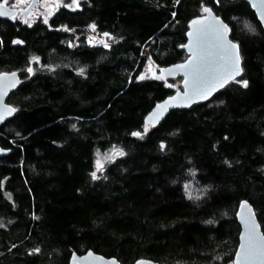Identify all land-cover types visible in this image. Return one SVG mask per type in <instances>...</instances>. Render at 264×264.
Segmentation results:
<instances>
[{"label":"trees","instance_id":"obj_1","mask_svg":"<svg viewBox=\"0 0 264 264\" xmlns=\"http://www.w3.org/2000/svg\"><path fill=\"white\" fill-rule=\"evenodd\" d=\"M207 5L239 43L243 75L147 125L181 86L146 66L184 61ZM92 27L104 41L88 42ZM11 70L23 82L0 126V264H69L89 249L122 264H234L243 200L264 231V29L247 1L82 0L33 25L0 19V72ZM113 147L123 155L96 167Z\"/></svg>","mask_w":264,"mask_h":264},{"label":"water","instance_id":"obj_2","mask_svg":"<svg viewBox=\"0 0 264 264\" xmlns=\"http://www.w3.org/2000/svg\"><path fill=\"white\" fill-rule=\"evenodd\" d=\"M264 29V0H245ZM39 0H31L25 8H12L3 2H0V19L14 20V17L21 14L23 17L22 25L28 23V18L38 5ZM207 9L208 11H205ZM187 41L183 49L188 54L184 61L162 67L158 72H154L157 80L165 81L168 79L181 78V88L173 94L167 96L164 100L155 104L152 110L145 118L147 125H157L167 115L175 109L190 108L194 104L209 101L217 92L225 88L229 83L237 80L243 75V59L240 45L230 36L229 24L218 15L214 9L207 5L203 8V14L192 18L188 23ZM226 28L225 40L221 42L217 35V29ZM191 34V35H190ZM19 40L16 38L13 45H17ZM227 44L235 45L238 49L239 74L227 79L222 86H217L206 97H202L197 91L198 88H205L216 83L218 79L223 78L224 69L231 63V54L227 51ZM189 61H193L189 65ZM182 65H189L187 68ZM193 66L200 69L198 73L193 72ZM23 82L20 70L0 72V126L8 119L12 118L17 109L7 102L10 93L16 90ZM163 106V107H161ZM9 152L0 146V157L6 156ZM247 207H244V206ZM237 220L241 226L239 235V246L235 254L236 264H264V256H258L249 259H239L243 255L241 245L246 243L249 232L255 231L256 240L259 245L264 247V231L258 218L254 206L248 201H241L236 213ZM69 264H122L115 257H106L92 249L79 254L74 252L70 258ZM133 264H165L153 261L147 258H140Z\"/></svg>","mask_w":264,"mask_h":264},{"label":"rangeland","instance_id":"obj_3","mask_svg":"<svg viewBox=\"0 0 264 264\" xmlns=\"http://www.w3.org/2000/svg\"><path fill=\"white\" fill-rule=\"evenodd\" d=\"M31 0H3L2 2L6 5L12 7V8H25ZM81 1L82 0H39L38 10L34 11L29 19L28 24L33 25L38 20L43 19L44 14L45 17H51L54 15L60 8L66 7L72 10L79 9L81 7ZM19 19H22V16L20 15ZM91 32L93 33L90 38H88V42L91 45H96L101 41L105 40V36L98 37V32L96 31L95 27L91 28ZM41 61L37 57H32L30 64L24 69L23 71H26L28 74L32 75L37 68H39ZM152 65L149 63L146 66V75L152 76ZM167 86L171 88H178L181 86V79H169L166 80ZM123 155L122 150H120L118 147H113L105 152H98L97 158H96V167L101 168L107 161H113L114 159L120 157ZM189 193L194 195V191L192 186L189 187ZM235 264V263H234Z\"/></svg>","mask_w":264,"mask_h":264},{"label":"snow or ice","instance_id":"obj_4","mask_svg":"<svg viewBox=\"0 0 264 264\" xmlns=\"http://www.w3.org/2000/svg\"><path fill=\"white\" fill-rule=\"evenodd\" d=\"M205 11H208L205 9ZM3 14V13H0ZM226 28L220 27L217 29V35L221 42L226 44L225 40ZM191 35V34H190ZM227 51L231 54V63L225 67L223 78L218 79L216 83H212L211 86L205 88H198L197 91L202 97H206L212 90H214L217 86H222L227 79L234 77L239 74V57H238V49L237 46L227 44ZM193 61H189V65H192ZM189 65H182L181 67L187 68ZM200 69L196 66H193V72L198 73ZM245 86H247V82H245ZM163 107V106H161ZM136 135H139L137 133ZM244 207H247L246 205ZM241 251L243 255L239 257V259H249L255 258L258 256H264V247L258 244L255 236L254 226L253 229L249 232V235L246 238V243L241 245Z\"/></svg>","mask_w":264,"mask_h":264},{"label":"flooded vegetation","instance_id":"obj_5","mask_svg":"<svg viewBox=\"0 0 264 264\" xmlns=\"http://www.w3.org/2000/svg\"><path fill=\"white\" fill-rule=\"evenodd\" d=\"M31 2V1H30ZM38 5H39V3H38ZM38 5L36 6V8L34 9V10H32V12H31V14L34 12V11H39L38 10ZM28 6V5H27ZM30 14V15H31ZM20 15L21 14H18V15H16L15 17H14V20L13 21H22L23 20V17H22V19L20 20L19 19V17H20ZM42 15H43V18H45V16H44V14L42 13ZM22 16V15H21ZM30 17V16H29ZM29 19V18H28ZM151 65H152V69H153V71H152V75H154V72H158L161 68H159L156 64H152V63H150ZM166 81V80H165Z\"/></svg>","mask_w":264,"mask_h":264}]
</instances>
